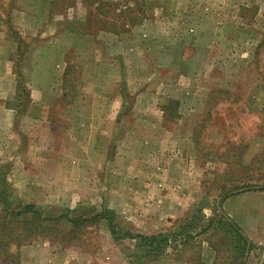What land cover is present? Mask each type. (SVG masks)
<instances>
[{
    "label": "crops",
    "instance_id": "obj_1",
    "mask_svg": "<svg viewBox=\"0 0 264 264\" xmlns=\"http://www.w3.org/2000/svg\"><path fill=\"white\" fill-rule=\"evenodd\" d=\"M193 2L191 0L186 2L184 0H163L158 9L160 16L157 21L152 24L150 23L152 20H145L143 25H140L143 37L138 41L132 33L140 26L132 23L128 27L126 22L119 24L112 14L103 12L100 5L91 6L85 0L86 7L81 8V37H79L81 39V87H79L81 95L71 102L67 101L68 91L65 79L68 70L64 58L72 53L76 58L79 56L75 46L65 47L62 51H41L37 53L39 56L34 55L33 52L31 58L24 56L22 66L18 69L14 65L18 54V43L8 38L7 27L4 28L0 24V171L5 174L6 183L15 191V194L22 192L27 195V202L22 205H33L42 211L38 205L42 204V200L47 203L49 199L53 200L52 190L60 188L69 192L78 187L79 182H75L72 175L75 172H81V169H78L81 168V162L85 165L86 162L93 161L98 156L96 153L101 149L108 148L104 150V155L112 159L104 164L103 168L99 165L97 167L85 165L87 171L98 173L110 166V173L116 174L119 147L113 142L122 134L126 135L128 141L125 146L126 153L123 154L128 157L127 162L130 158H133L132 162H134V153L137 152L146 153L153 148L167 149L173 152L175 159L181 158L178 160L181 166L172 165L168 171L174 172L182 169L183 172H190V179H193V173L195 174L194 180L184 182L181 186L176 178L170 180L163 178L158 184L161 192H157L156 197L148 196V204L155 200L158 204L173 206L191 203L195 198L190 194L188 197L185 196L180 189L186 188L190 192L192 185L195 189L201 188V184L197 186L198 172L213 171L215 168L221 173L225 172V169L227 171L226 164L220 159L208 161L205 154L198 149L196 134L203 125L205 139L212 143L217 154L225 152L231 143L239 144V140L245 141L247 150L237 174L260 175L264 178V157L261 165L253 164L254 159L259 158L264 149V79L258 86L249 88L247 97L243 103L241 101L244 113L253 117L250 129L245 131L241 139L235 137L234 140L235 132L231 134L230 131L244 126L246 122L242 125V119L233 124L221 113L213 115L211 119L205 118L203 122L200 118L198 119L200 115L208 113L211 106L209 102L212 103L214 93L220 96L231 93L229 88L223 87L222 78L217 79L215 72L217 65L224 64L225 66H221L223 68L233 65L235 72L232 70L233 72L229 73L227 70L224 77L238 79V70L252 69L258 62L259 40L254 42L255 37L249 38L247 42L249 51L246 53L240 51L230 56L219 54L222 49L218 46H229L233 43L243 45L244 40L242 39L245 37H243L245 32L239 33L242 29L236 26L235 31L238 33L236 34L232 30L234 25L227 21L215 23L205 19L206 17L202 14L209 11L210 6L208 4L198 6ZM32 3L25 2L12 10L8 24L20 26L17 22L19 17L34 16L37 6L30 5ZM244 6L254 7V12H264V2L257 0H233L231 3V9L236 8L238 11ZM221 10L222 8H216L213 11L218 13ZM48 12L51 10H47ZM148 12L150 14V10ZM187 13L188 16L185 15ZM92 16L98 19L94 20ZM256 22L248 26L249 30L263 36L264 30L258 32L261 27ZM161 27L173 30V32L156 33V36L152 37L146 33V30L150 33V30H161ZM125 29H130L131 32L128 33ZM182 29L187 30L186 34H182ZM198 29H205V36L201 37V34L198 36ZM121 34L131 36L126 37ZM74 36L78 35L73 31H67V37L73 39ZM102 37L111 41L110 48H101L103 44L100 43V38ZM153 40L157 46L152 51L149 44ZM254 43L255 45L252 46ZM198 47L206 48L202 57L197 55ZM187 50H190V54H187ZM106 57L110 60L106 62L107 67L103 65ZM234 64H237V67ZM87 76H90L91 81L86 79ZM155 81L156 86H153ZM87 86L97 92L101 99L84 100L86 95L83 90L87 89ZM24 89L27 93L21 100L20 95ZM131 89L133 91L137 89L136 92L142 91L143 95L147 92H157L159 96L168 98L175 104L173 118L166 115L161 105L155 107L156 104L147 101L133 105L131 115L124 118L119 116L126 105L124 100L127 96L123 99V95L131 93ZM225 102L211 107L218 111L219 107L223 109L229 105ZM151 108H155L156 115H150L154 112ZM120 123L123 126L127 125L125 132L119 128ZM234 126L235 130L232 129ZM160 152L162 151L159 150L158 156ZM164 153L163 151L162 156ZM160 167V172H164L165 166ZM257 167L259 169L256 170ZM130 168L123 170L124 172L129 171ZM58 170L70 176L63 180L56 176V173H59ZM82 171L86 172L84 169ZM96 185L97 188L103 187L100 181ZM131 186L134 185L131 183ZM140 187L142 186L138 188ZM229 187L228 184L225 185V188L229 189ZM171 189L175 192H167ZM100 212L93 213L92 216ZM42 214L44 215L43 211ZM61 214L71 219L92 217H72L68 210ZM131 215L129 218L133 220L140 219L138 221L142 222V228L137 233L128 232L129 234L144 237L165 236L163 233L165 231L152 222V220L158 221L161 218L160 214H155V216L149 213ZM218 216L220 218L225 216L228 221L236 224L249 244L251 243L249 251L245 252L244 264H264V261L258 263L252 259L248 260L250 255L252 258L259 257V255L261 259L264 258L261 256L264 254V192H239L228 197L221 203ZM171 218L175 221L174 216ZM102 222L105 221L99 220L88 226ZM61 223L70 226L73 230L66 221L52 224L58 227ZM172 233L173 236L178 237L181 235V230ZM125 240H129L130 244L124 252L126 256L130 254L131 257L137 250V241ZM121 241L123 240L118 242ZM208 248L206 246V249ZM204 249L205 246H202V250ZM75 253L74 249L58 246L51 237L19 249L20 264L115 263L112 260L103 262L101 257H98L101 256L100 254L95 255L88 251L81 253V261H77ZM127 258L115 264H129ZM201 263L218 264L204 260H201ZM172 264L188 263L183 259H177L173 260Z\"/></svg>",
    "mask_w": 264,
    "mask_h": 264
},
{
    "label": "rangeland",
    "instance_id": "obj_2",
    "mask_svg": "<svg viewBox=\"0 0 264 264\" xmlns=\"http://www.w3.org/2000/svg\"><path fill=\"white\" fill-rule=\"evenodd\" d=\"M84 1L85 0H0V24L4 28L7 27L8 38L13 42L15 41V43H18V54L14 61L15 67H18V69L22 66L21 63L24 60V56L31 58L33 52L34 55L39 56L37 53L41 51H62L65 47L71 45L75 46V50H78L77 52L79 56L77 58L73 53L66 55L64 58L68 70L65 79L68 91V102L76 100L77 96L81 95V89H79V87H81V39L79 37H81V8L86 7ZM162 1L163 0H87V3L91 6L94 4L100 5L103 12L112 14L119 24L121 22L125 24L126 22L129 27L132 23L142 26L145 20H152L150 23L154 24L153 22L157 21L160 16L158 9L162 4ZM186 1L188 0H184V2ZM192 1L198 6L205 4L210 6L209 11L202 14L206 17L205 19L215 23H224V21H227L234 25V29L232 30L236 34H238L235 31L236 26H239V28L241 27L240 29H242L239 33L245 32L243 34V37H245L242 39L244 40L243 45L233 43V45L229 46H218L222 49V51H219V54L230 56L235 55L240 51L246 53L249 51V45H247L249 38L255 37L256 40H254V42H256L257 39L259 40L258 42L260 45L257 48L259 54L257 59L258 62H256V65L252 69L238 70V79H235L234 77H228L226 79L224 77L227 70L229 73L233 72V65L228 68L221 67L225 66L224 64L217 65L215 68L217 74L216 77L217 79L222 78L221 82H224L223 87L229 88L231 93H227L223 96L214 93L212 96V103L210 101L209 104L213 106L226 101L225 103L228 102L229 105L223 109L219 107L218 111L216 108L210 106L206 115L204 114L198 117V119L200 118V121L203 122L205 118L211 119L213 115L221 113L225 115L227 119H230L233 124L242 119V125L243 122H246V124L238 130H235L234 126L232 129L235 131H230L231 134L235 132L234 140L236 139L235 137L241 139L245 135V131L250 129L249 127H251V121L253 120L251 115L244 113L242 109L243 100L249 93L248 89L258 86L264 79V31L262 33L263 36H261V34L257 32L250 31L248 26L255 23L257 20L256 23L261 27V29H258V32L264 30V12H254V7L252 6H244L240 11L236 10V8L231 9V3L233 0H191V2ZM257 1L264 2V0ZM25 2H33L30 5L37 6L36 14L29 17L23 15L19 17L17 22L20 23V26L9 25L8 20L11 15L10 12L17 9L19 5H23ZM216 8H222L221 12H214L213 10H216ZM49 9L51 12L47 13V10ZM148 10H150V14ZM185 15L188 16L189 14L187 13ZM92 19L97 20L98 18L92 16ZM141 26L136 30H133L132 33V36L138 41L143 37ZM161 28V30H150V33H148L149 30H146V33L150 34L152 37L156 36V33L161 34L162 32L166 33L167 31L173 32V30H168L164 27ZM125 30L128 33L131 32L130 29ZM182 30V34H186L187 30ZM67 31H73L78 36H74L73 39L67 37ZM199 34H201V37L205 36V29H198L197 35L199 36ZM121 35L126 37L131 36L130 34ZM98 36H100V34ZM154 41L155 40L149 44L152 51L157 46V44L155 45V43H153ZM100 43L103 44L101 48H110L112 46L110 45L111 41L106 40L105 37L100 38ZM231 43L232 42H230V44ZM254 45L255 43L252 44V46ZM98 47L100 46L98 45ZM205 49L206 48L202 49V47H198L197 51H193L197 52L198 57H202L201 55L204 53ZM189 51L190 50H187V54H190ZM64 53L65 52H63V54ZM104 61L103 65L107 67L108 64H106V62L110 61L109 58L106 57ZM236 65L234 64L235 67H237ZM86 79L91 81L90 76H87ZM147 84H150V82H147ZM106 85L108 87L109 83L107 82ZM153 86H156V81ZM86 88L87 89L83 90L84 95H86L83 98L84 100H94L99 98L97 92H94L89 86ZM134 88H136V86H134ZM134 90L135 91L131 89V93H125L123 95V99L124 96H127L124 100L126 105L123 107V114L121 112L119 116L124 118L127 115H131L133 105L137 102L147 101L156 104L155 107L161 105L160 107L167 113L166 115L173 118L172 116L175 114V104H173L172 101H169L168 98L159 96L157 92H147L143 95L141 93L142 91L136 92L137 89ZM26 93V89L22 90L20 95L21 100L25 97ZM149 109L150 108L148 107V110ZM152 110L154 112L150 115H156L157 112L155 108ZM126 126H123V124L121 125L120 123L119 128L121 130L123 129L125 132ZM204 128L203 125L197 130V147L198 149H202L204 154H210L212 157L217 150L212 143L207 142L205 139ZM211 137L213 138V136ZM239 141L241 142V140ZM113 143H115V146L119 147L117 152L118 171L116 174L110 173V166L107 165L106 170H102L98 173L87 171V166L85 165L91 167H97V165H99L103 168L104 164L107 162L109 163L112 159V157H105L104 155V150H108V148L104 150L101 149L96 153L98 155L96 158H91L93 161L86 162L85 165L84 162H81V168L74 165L75 168L81 169V172H75L72 175L75 182H79L78 187L71 189L69 192H67L68 190L60 188L52 190L53 200L49 199V203L42 200V204L38 205L39 208L42 209L46 217H56L67 210L72 217L92 216L93 213L100 211V213L111 212L113 214L112 216L116 229L120 234L124 231L137 233L141 230L142 222L138 221L140 219L137 218H135V220L129 218V216H132L131 214L139 215L141 213H149L151 216L160 214L161 218L158 221L152 220V222H154L156 226L158 225V228L165 231L163 233H165V236L168 239L167 245L162 248L160 252H154L152 249L145 247V249L137 248L136 252H134L131 257L129 256L130 254H127L126 256L124 251L127 249V245L130 244L129 240L123 239L121 242H118L120 240H113L107 230V225L105 222H102L93 226H83L78 230H72L70 229V226L62 223L58 227L51 224L59 230L58 233L55 232L52 236L53 241L58 244V246L74 249L76 251L75 254H77V261H81V253L88 251L91 254H100L101 256L98 257H101L100 259H102L103 262H110V260H112L113 262L115 261V263H121V259H125L126 257H128L127 260L129 264H172V261H176L177 259H183L187 261L188 264H203L201 263V260L209 262L213 261L218 264L237 263L239 259V248L237 249L236 247L234 236L228 231L227 227L222 224L221 218L218 216V201L224 192L217 188V185H223V179L221 175H219L221 172L218 171L217 168L213 171L207 170L198 172L197 175L199 181L197 186L201 184V188L198 187L195 189L192 185V190L190 192H188L189 189L186 188L180 189L185 196L188 197V194H190V196L195 198L193 202L173 206L170 204H158L155 200L148 204V196L156 197L157 192H161V189H158V184L163 178L165 180L176 178L181 186L184 182L194 180L195 174L193 173V179H190V172H183L182 169L174 172L171 170L168 171L172 165L179 164L178 160L181 158L175 159L173 157V152L167 149L153 148L146 153L137 152L134 153V162H132L133 158H130L127 162L128 157L123 155L126 153L125 146L128 143L126 135H119L117 140ZM159 150L162 152H160V155L158 156ZM163 151L165 152L164 156H162ZM161 159L163 160L161 161ZM83 166H85V168H83ZM160 166H165V170H163L164 172H160ZM179 166L181 165L179 164ZM127 167L131 168L129 171L126 170L124 172L123 169ZM82 169L86 170V172H83ZM237 171H239L238 168L232 172L231 177L237 176ZM57 172H59V170ZM56 176L65 180L70 174L59 172L56 173ZM215 176L217 179H215ZM114 179L116 180L113 181ZM98 181H100L103 186L102 188H97L96 183ZM131 183L134 186H131ZM140 183L144 184L139 185ZM139 186L142 187L138 188ZM230 189L231 188H229V190ZM168 191L171 193L175 192L173 189L167 190V192ZM65 200L66 202H64ZM118 200L119 202H117ZM26 202V194L22 192L16 193V208L22 206V204ZM181 214L185 215L181 216ZM170 216H174L175 221ZM179 230H181L182 234L178 237H175V235L173 236L172 232H178ZM202 246H205L204 250H202ZM206 246L209 248L206 249ZM247 251H249V249ZM261 256L264 257V254H261ZM251 259L258 263L264 261V258L261 259L260 255L255 258H252L250 255L248 260L250 261Z\"/></svg>",
    "mask_w": 264,
    "mask_h": 264
},
{
    "label": "trees",
    "instance_id": "obj_3",
    "mask_svg": "<svg viewBox=\"0 0 264 264\" xmlns=\"http://www.w3.org/2000/svg\"><path fill=\"white\" fill-rule=\"evenodd\" d=\"M246 150L247 143L242 140L239 144L231 143L223 153L217 154V151H215L212 157L210 154H205L208 161L220 159L227 167V171L225 169V172L219 174L223 179V185H217V188L224 192L218 201L219 208L225 199L236 193L249 191L264 192V178L260 175L239 174L231 177L232 172L237 170V168L239 170L241 167V160ZM200 151L203 152L202 149ZM263 157L264 149L259 158L254 159L253 164L258 163L257 165H261ZM257 169L259 168L257 167ZM216 176L215 179H217ZM227 184L230 186V190L225 188ZM15 198V191L8 186L5 174L0 171V264H20L19 249L22 246L30 245L46 238H52L53 233H58L59 230L51 224L59 221H66L71 225L73 230H78L83 226L92 225L99 222V220H103L106 222L108 231L115 241L134 239L137 241V248L145 249V247H148V249H152L154 252H160L167 245L168 239L162 235L144 237L131 235L127 231H124L122 234L118 233L111 212L99 213L90 218L71 219L64 214L55 218H49L45 217L42 211L33 205H22L16 208ZM221 221L234 236L236 247L237 249L239 248V259L236 264H244L245 252L251 247L247 238L243 236L241 229L232 221H228L225 216L221 217Z\"/></svg>",
    "mask_w": 264,
    "mask_h": 264
}]
</instances>
